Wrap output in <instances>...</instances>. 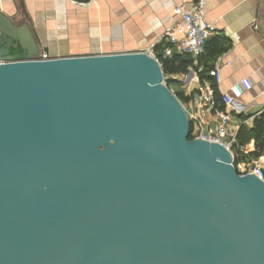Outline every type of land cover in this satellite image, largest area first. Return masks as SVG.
<instances>
[{"label":"water","instance_id":"1","mask_svg":"<svg viewBox=\"0 0 264 264\" xmlns=\"http://www.w3.org/2000/svg\"><path fill=\"white\" fill-rule=\"evenodd\" d=\"M41 51L0 10V264H264V184L152 56Z\"/></svg>","mask_w":264,"mask_h":264},{"label":"crops","instance_id":"2","mask_svg":"<svg viewBox=\"0 0 264 264\" xmlns=\"http://www.w3.org/2000/svg\"><path fill=\"white\" fill-rule=\"evenodd\" d=\"M186 1L190 0H0V10L16 24L26 22L48 57H61L147 49L155 52L161 34L173 20L174 6ZM204 10L205 17L218 28L207 41L218 36L232 43L210 62V70L220 67V82L209 74L218 94L221 97L242 78L251 82L237 104H223V110L230 114V126L236 133L241 126L252 128L264 112L262 0H205ZM193 63L197 65L198 60ZM201 68L189 67L186 73L170 78L181 88L176 91L183 92L182 104L194 128L213 132L216 120L207 100L214 99V89L208 77L198 74ZM239 150L253 151L254 139Z\"/></svg>","mask_w":264,"mask_h":264},{"label":"built area","instance_id":"3","mask_svg":"<svg viewBox=\"0 0 264 264\" xmlns=\"http://www.w3.org/2000/svg\"><path fill=\"white\" fill-rule=\"evenodd\" d=\"M205 0H190L179 3L173 8V20L161 34L159 41L165 42L162 49V57H171L173 53H184L190 55L194 61L204 54L207 38L218 32L215 22L209 21L204 13ZM158 63L156 52L151 49L144 50ZM48 58L44 51H41L39 59ZM216 82H220V67L209 71ZM251 88L248 78H242L235 82L223 92L221 99L224 105L233 106L237 104L245 90ZM216 120L215 130L205 131L194 128L192 139H202L210 142L223 144L229 149L233 156L232 164L237 173L241 176L254 174L264 184V153L259 156L234 160L237 154L234 153L233 145L236 143V132L230 126V114L225 110L215 107L213 98L207 100Z\"/></svg>","mask_w":264,"mask_h":264},{"label":"trees","instance_id":"4","mask_svg":"<svg viewBox=\"0 0 264 264\" xmlns=\"http://www.w3.org/2000/svg\"><path fill=\"white\" fill-rule=\"evenodd\" d=\"M79 3H87L89 0H75ZM165 42H161L155 47V52L159 59V64L162 68L165 83L169 87L170 82L175 83L174 79L170 78V75L176 73H186L189 67L199 70V67L202 66L201 70L198 71L200 77H208L211 81V85L214 89V101L215 107L219 109H224V105L221 102V97L217 92V88L213 78L209 75L210 68L212 67L211 63L218 55L226 52L232 45L231 41L225 37L215 36L208 40L205 44L204 54L198 58L197 65L193 63V58L184 53H173L171 57H162V49L165 46ZM207 74V75H204ZM169 76V77H168ZM177 98L182 102L185 98L183 92H175ZM194 126L191 121H189V133L188 139L193 138ZM254 139V150L251 152H241L239 150L240 146L245 145L251 139ZM236 158L234 160L239 161L240 159L250 158L252 156H259L264 153V112L260 117L255 119L254 126L252 128H247L246 126H241L236 133V143L233 145Z\"/></svg>","mask_w":264,"mask_h":264},{"label":"rangeland","instance_id":"5","mask_svg":"<svg viewBox=\"0 0 264 264\" xmlns=\"http://www.w3.org/2000/svg\"><path fill=\"white\" fill-rule=\"evenodd\" d=\"M169 77V76H168ZM164 78H166V76H164ZM165 82V81H164ZM169 88L171 89V91L175 94L176 90H181L180 87H178V85H176L175 83L173 82H170L169 84ZM176 95V94H175ZM177 97V96H176ZM180 101V100H179ZM181 102V101H180ZM182 104V102H181ZM183 105V104H182ZM184 107V106H183Z\"/></svg>","mask_w":264,"mask_h":264}]
</instances>
